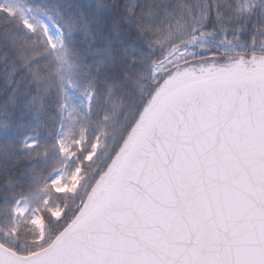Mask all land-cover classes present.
<instances>
[{
	"label": "snow or ice",
	"instance_id": "snow-or-ice-1",
	"mask_svg": "<svg viewBox=\"0 0 264 264\" xmlns=\"http://www.w3.org/2000/svg\"><path fill=\"white\" fill-rule=\"evenodd\" d=\"M60 2L0 0V264H264V0Z\"/></svg>",
	"mask_w": 264,
	"mask_h": 264
},
{
	"label": "trees",
	"instance_id": "trees-1",
	"mask_svg": "<svg viewBox=\"0 0 264 264\" xmlns=\"http://www.w3.org/2000/svg\"><path fill=\"white\" fill-rule=\"evenodd\" d=\"M37 2H45V0H37ZM47 3L51 4V3H54L55 0H46ZM73 3V0H61L60 2V6L61 8L65 7L66 5H70ZM103 32V29H101V33ZM96 41L97 43H102V38H101V35H97L96 36Z\"/></svg>",
	"mask_w": 264,
	"mask_h": 264
}]
</instances>
